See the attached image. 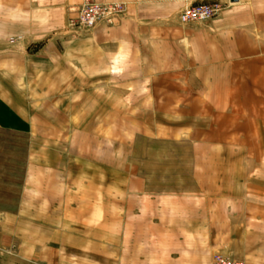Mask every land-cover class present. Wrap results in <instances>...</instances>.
<instances>
[{"label":"crops","instance_id":"crops-1","mask_svg":"<svg viewBox=\"0 0 264 264\" xmlns=\"http://www.w3.org/2000/svg\"><path fill=\"white\" fill-rule=\"evenodd\" d=\"M98 1L0 0V264H264V0Z\"/></svg>","mask_w":264,"mask_h":264},{"label":"built area","instance_id":"built-area-1","mask_svg":"<svg viewBox=\"0 0 264 264\" xmlns=\"http://www.w3.org/2000/svg\"><path fill=\"white\" fill-rule=\"evenodd\" d=\"M227 4L221 1L199 3L185 7L179 14L181 24L202 23L219 14ZM125 4L118 1L101 2L98 0H82L76 17L69 19L68 26L72 30H92L99 23L113 25L124 12ZM1 253V250H0ZM211 264H254L249 261L235 259L223 253H215Z\"/></svg>","mask_w":264,"mask_h":264},{"label":"rangeland","instance_id":"rangeland-1","mask_svg":"<svg viewBox=\"0 0 264 264\" xmlns=\"http://www.w3.org/2000/svg\"><path fill=\"white\" fill-rule=\"evenodd\" d=\"M218 1H220V0H218ZM222 2V1H221ZM80 7V6H79ZM79 7L75 10L76 11V13H78V9H79ZM0 18H1V6H0ZM82 31H90V30H81V32ZM18 39H20V38H18ZM18 39L16 38H10V40H9V42L10 43H15V42H17L18 41ZM14 145V146H25L26 145V143H25V141L24 140H21V139H19L18 137H15V136H11V135H3L1 132H0V145ZM137 155V156H136ZM143 156H144V152H141V154L139 153V154H135V156H134V160H144V158H143ZM20 160H21V156H20ZM174 160V161H173ZM21 162V161H20ZM170 162H174L175 164H176V162H177V158L176 159H174V157H172V159H170ZM18 171H21V169H15V170H11V176L12 177H15V176H18V175H20L19 173H18ZM174 172H175V175H176V172L177 171H175V170H173ZM180 172H181V170H180ZM182 172H184L183 170H182ZM18 173V174H17ZM227 255H229V256H231V257H233L234 258V256L231 254V253H227ZM260 258H262V256H259ZM244 261H248V260H244ZM249 262H252V263H254V264H259V263H257V262H254V261H249Z\"/></svg>","mask_w":264,"mask_h":264},{"label":"water","instance_id":"water-1","mask_svg":"<svg viewBox=\"0 0 264 264\" xmlns=\"http://www.w3.org/2000/svg\"><path fill=\"white\" fill-rule=\"evenodd\" d=\"M233 1H237V0H233Z\"/></svg>","mask_w":264,"mask_h":264}]
</instances>
